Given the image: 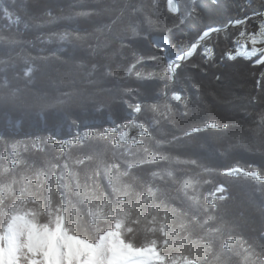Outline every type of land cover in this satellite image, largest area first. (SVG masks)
<instances>
[{"label":"trees","instance_id":"trees-1","mask_svg":"<svg viewBox=\"0 0 264 264\" xmlns=\"http://www.w3.org/2000/svg\"><path fill=\"white\" fill-rule=\"evenodd\" d=\"M175 1L0 0L2 241L24 214L150 264H264V55L237 42L264 0Z\"/></svg>","mask_w":264,"mask_h":264},{"label":"rangeland","instance_id":"rangeland-1","mask_svg":"<svg viewBox=\"0 0 264 264\" xmlns=\"http://www.w3.org/2000/svg\"><path fill=\"white\" fill-rule=\"evenodd\" d=\"M175 2H176L175 0H172L171 2V8L174 10H176ZM243 22L244 21L237 22L235 23V25L236 26L241 25ZM263 28H264V22H263ZM150 37H152V35ZM149 41L153 45V47L154 46L158 47L157 45L152 43L151 38H149ZM237 42H238V52L240 56H243L245 58H248V57L253 58L258 55H262V56L264 55V29H262V31L259 34H254L251 32H244L239 37ZM163 49L165 52L166 48H163ZM171 49H172V46H171ZM176 98L180 99L179 94L176 95ZM138 134H139V128L136 127V125H134L132 129L127 131L123 140L129 141V142L134 141L136 140ZM87 135L88 134L85 133L83 130L77 129V131H75V133L72 136L68 137L65 140V142L60 141L58 138H54L53 142L54 144L61 146V147H66V146L70 147L73 144H77L81 142L82 140H84L87 137ZM231 174L235 175L237 174V171L231 172ZM15 219L18 220V223L21 224V227L24 230H27L28 240L31 239L33 235H36V236L38 235L41 237L43 233L47 232L48 237L50 238L48 245H51V243L53 242V239H56L57 242L61 243L63 249L66 248L67 244H73L74 246L79 247L80 252L82 254V258L87 264H113L114 263L113 258L121 254L136 256V258L140 260L138 264H150L151 258L156 256L153 250L132 251L128 248H121L119 246L116 232H108L101 238L99 244L95 248L90 249V247H88L84 241L68 237L67 234L63 230H58L54 233H51V231L48 228H46L45 230L41 232H38L37 230L36 232L31 230L29 224L26 222V218L24 214L20 216H14L10 223H12ZM10 223L6 229V233L2 241V246L4 247V250H5L4 251L5 253L4 263L5 264H9V259L12 256V249L10 248V245H11L10 242H11V237L13 235L12 231H14V227ZM157 257L158 256H156L155 258L157 259Z\"/></svg>","mask_w":264,"mask_h":264},{"label":"bare ground","instance_id":"bare-ground-1","mask_svg":"<svg viewBox=\"0 0 264 264\" xmlns=\"http://www.w3.org/2000/svg\"><path fill=\"white\" fill-rule=\"evenodd\" d=\"M151 41L157 46L168 47L167 38L153 35ZM195 51V44L186 52L189 56ZM14 227L11 237L10 248L12 256L9 264H87L82 258L79 247L73 244H67L63 249L62 244L53 239L51 245H48L49 237L45 232L43 235H33L31 239L27 238V230L21 227L18 220L15 219L10 223ZM0 239V264H5V253ZM113 264H138L140 262L136 256L127 254L117 255L113 258Z\"/></svg>","mask_w":264,"mask_h":264},{"label":"water","instance_id":"water-1","mask_svg":"<svg viewBox=\"0 0 264 264\" xmlns=\"http://www.w3.org/2000/svg\"><path fill=\"white\" fill-rule=\"evenodd\" d=\"M175 6H176V10H175V11L177 12V11H178V8H179L177 2H175ZM231 25H235V23L230 24V26H231ZM222 29H223V27H222V28H220V27H216V28H213V29L208 30V31L204 34V36H203L199 41L194 42V44H195V51H193L189 56H186V52H187V51H188V50L194 45V44H193L192 46H190V47H189V48H188V49L182 54L181 57H177V58H175V59L172 61V62H173V65H174V66H176V65H181L185 60H187L188 58H190L191 56L194 55V53H195V52L197 51V49H198V46L201 45L203 41H205V40H209L213 34L220 32ZM153 35H158V36H161V37L167 38L168 47L165 49V53L167 52V54H170L169 52L171 51V43H170L169 36H168L167 34H164V33H155V34H153ZM153 35H152V36H153Z\"/></svg>","mask_w":264,"mask_h":264}]
</instances>
